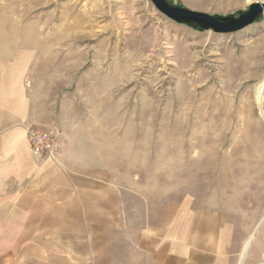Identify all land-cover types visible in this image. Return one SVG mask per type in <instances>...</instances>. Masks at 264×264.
<instances>
[{"label":"rangeland","instance_id":"1","mask_svg":"<svg viewBox=\"0 0 264 264\" xmlns=\"http://www.w3.org/2000/svg\"><path fill=\"white\" fill-rule=\"evenodd\" d=\"M166 1L217 17L254 4ZM263 75L264 13L217 34L148 0H0V172L27 129L52 130L160 201L225 212L239 264H264Z\"/></svg>","mask_w":264,"mask_h":264},{"label":"crops","instance_id":"2","mask_svg":"<svg viewBox=\"0 0 264 264\" xmlns=\"http://www.w3.org/2000/svg\"><path fill=\"white\" fill-rule=\"evenodd\" d=\"M25 139L0 172V264H239L225 212L160 201L134 173L116 179L59 139L56 159L36 155Z\"/></svg>","mask_w":264,"mask_h":264},{"label":"water","instance_id":"3","mask_svg":"<svg viewBox=\"0 0 264 264\" xmlns=\"http://www.w3.org/2000/svg\"><path fill=\"white\" fill-rule=\"evenodd\" d=\"M164 16L170 20L196 27L199 30H211L217 34L238 32L251 25L264 13V2L251 4L248 10L238 17H217L205 13L195 12L183 7L173 6L166 0H148Z\"/></svg>","mask_w":264,"mask_h":264},{"label":"built area","instance_id":"4","mask_svg":"<svg viewBox=\"0 0 264 264\" xmlns=\"http://www.w3.org/2000/svg\"><path fill=\"white\" fill-rule=\"evenodd\" d=\"M26 133L30 144V150L33 154H46L48 158L56 159L58 136L54 131H42L30 128L27 129Z\"/></svg>","mask_w":264,"mask_h":264},{"label":"bare ground","instance_id":"5","mask_svg":"<svg viewBox=\"0 0 264 264\" xmlns=\"http://www.w3.org/2000/svg\"><path fill=\"white\" fill-rule=\"evenodd\" d=\"M257 2L262 3L263 1L262 0H247V3H249V4L257 3ZM263 93H264V75L261 78V80L259 81V83L256 85V88H255V97H256V100L258 102H260ZM249 243H250V240H248V242L244 246V249H243L244 253L247 251ZM244 253H243V255H244ZM241 259H243V256L241 257Z\"/></svg>","mask_w":264,"mask_h":264}]
</instances>
